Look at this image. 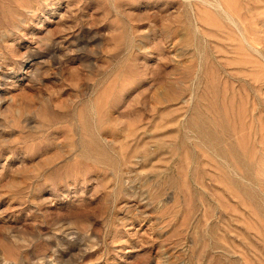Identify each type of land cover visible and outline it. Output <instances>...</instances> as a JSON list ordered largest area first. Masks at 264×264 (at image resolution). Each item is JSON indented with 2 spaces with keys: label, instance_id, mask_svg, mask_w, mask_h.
Returning a JSON list of instances; mask_svg holds the SVG:
<instances>
[{
  "label": "rangeland",
  "instance_id": "obj_1",
  "mask_svg": "<svg viewBox=\"0 0 264 264\" xmlns=\"http://www.w3.org/2000/svg\"><path fill=\"white\" fill-rule=\"evenodd\" d=\"M0 264H264V0H0Z\"/></svg>",
  "mask_w": 264,
  "mask_h": 264
}]
</instances>
